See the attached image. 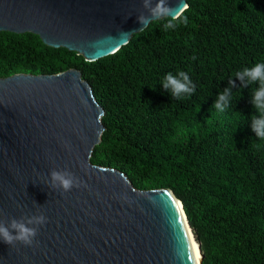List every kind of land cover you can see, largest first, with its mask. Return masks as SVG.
Listing matches in <instances>:
<instances>
[{
    "label": "trees",
    "instance_id": "obj_1",
    "mask_svg": "<svg viewBox=\"0 0 264 264\" xmlns=\"http://www.w3.org/2000/svg\"><path fill=\"white\" fill-rule=\"evenodd\" d=\"M187 24L153 22L95 61L0 31V77L78 69L104 110L91 162L122 171L139 189L169 188L201 242V264H264V140L251 104L258 84L235 73L264 62V0H187ZM186 72L195 92L174 99L162 81ZM236 82L232 106L213 108Z\"/></svg>",
    "mask_w": 264,
    "mask_h": 264
},
{
    "label": "water",
    "instance_id": "obj_2",
    "mask_svg": "<svg viewBox=\"0 0 264 264\" xmlns=\"http://www.w3.org/2000/svg\"><path fill=\"white\" fill-rule=\"evenodd\" d=\"M182 6L187 0H169ZM141 0H0V31L33 33L95 61L138 30ZM104 110L81 72L0 77V218L43 213L32 246L0 241V264H201V242L169 188L139 189L91 162ZM53 170L80 187H53Z\"/></svg>",
    "mask_w": 264,
    "mask_h": 264
},
{
    "label": "clouds",
    "instance_id": "obj_3",
    "mask_svg": "<svg viewBox=\"0 0 264 264\" xmlns=\"http://www.w3.org/2000/svg\"><path fill=\"white\" fill-rule=\"evenodd\" d=\"M141 5L143 10L137 14V21L141 27L130 32L121 31L120 38L127 39L133 33L142 31L157 21L163 22L162 29L164 31L175 29L180 24H187V17L183 13L189 6L185 2L179 6L178 10L169 0H141ZM235 77L240 80V85L243 87L258 84V87L252 90L251 104L259 116L255 114L251 116V129L255 133V137L264 140V62H258L252 67H245L236 72ZM162 83L165 89L170 90L174 99H182L186 95H191L196 88L189 75L184 71H179L177 75L168 72ZM236 87V82L230 79L229 87L217 95L213 108L224 111L231 107L232 89ZM50 180L53 187H58L64 192L83 185L82 181H79L74 174L67 170H53ZM47 219L43 213L27 218H0V241L10 246H14L17 242L32 246L34 243H38L35 241V237L38 235L39 228L46 224Z\"/></svg>",
    "mask_w": 264,
    "mask_h": 264
},
{
    "label": "bare ground",
    "instance_id": "obj_4",
    "mask_svg": "<svg viewBox=\"0 0 264 264\" xmlns=\"http://www.w3.org/2000/svg\"><path fill=\"white\" fill-rule=\"evenodd\" d=\"M190 227V226H189ZM202 262V261H201Z\"/></svg>",
    "mask_w": 264,
    "mask_h": 264
}]
</instances>
